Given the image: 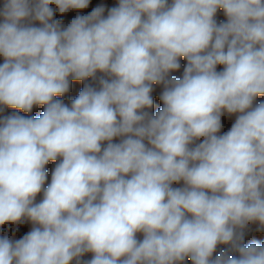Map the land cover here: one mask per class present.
I'll list each match as a JSON object with an SVG mask.
<instances>
[{"label": "clouds", "instance_id": "clouds-1", "mask_svg": "<svg viewBox=\"0 0 264 264\" xmlns=\"http://www.w3.org/2000/svg\"><path fill=\"white\" fill-rule=\"evenodd\" d=\"M88 4L0 9V106H44L0 119V226L34 225L0 238V264H264V244H244L248 224L264 231V0H119L53 20L50 5ZM98 72L70 107L55 99ZM225 112L238 115L218 135Z\"/></svg>", "mask_w": 264, "mask_h": 264}, {"label": "rangeland", "instance_id": "rangeland-1", "mask_svg": "<svg viewBox=\"0 0 264 264\" xmlns=\"http://www.w3.org/2000/svg\"><path fill=\"white\" fill-rule=\"evenodd\" d=\"M4 2H5V0H0V9L3 8ZM118 3H119V0H89V4H88L87 8L82 9V10L70 9L64 14H61L55 5H50V7L53 9V12H54L53 20L61 21L60 26L62 29H64V28L68 27L71 20H73L75 17L88 15L96 7L102 6L104 8V16L106 17L108 14V11L113 7H117ZM169 3H171V0H169ZM215 19H216L217 23L226 22L227 18L224 15L222 9L217 11ZM0 22H2V17H0ZM33 24H34V26H37V27L40 26L39 22H33ZM3 62H4V58L2 56H0V64H2ZM179 62H180V69L178 71H174V72L170 73L171 76L182 77L183 70L187 64V61L184 58H180ZM222 70H223V66L218 65L217 71H222ZM102 75H103L102 73L98 72L96 80H93V78H88L86 81L70 80L69 92L66 93L64 96H57V97H55V99L62 100L66 105H68L70 107L72 100H74L79 95V92L83 89L85 84H89L93 87L99 88L98 79ZM163 90H164L163 85H153V91L151 93L152 98H153V102H154L153 107L150 110L145 109V111H150L153 115H155V113L163 107V104L160 100V95L163 92ZM261 101H264V96L256 97V99L254 101V106L256 104L260 103ZM0 108L3 109L2 111H0V119L4 118L6 116H9L13 112H17V111L19 112V114L21 116H25V117L36 116V117H38L44 111L43 105L34 106L31 113H25L22 110H16V109L7 108V107H3V106H0ZM237 115L238 114L229 115L226 112L222 115V117H221L222 128H221L220 132L218 133V135H223L227 131L230 130L231 126L235 123ZM120 139L121 138H114L113 142L118 143V142H120ZM202 140H203V138L195 141L194 144L191 146L194 147L195 144L202 142ZM106 144H107V142H104L102 147L106 146ZM61 159L62 158L58 157V159L56 161H49V163L45 166L46 172H47V178H46L45 185H44L45 188L48 186V184L51 183L52 172H53L56 164L59 163L61 161ZM183 186H184L183 181H181L178 184L172 185V187H174V188L183 187ZM42 200H43V191L41 193L37 194L36 199H35V203H39ZM33 227H34V225L26 219L22 220V222H18V223H6V224L0 226V238L8 237L10 240L16 241V240L23 238V236H25L27 233H29ZM259 227H260V225L258 224V222H253V223H250L246 226V228L244 229V244L245 245L250 244L252 242L264 244V231H258ZM137 239L142 240L143 234L137 233ZM228 247L229 246H227V245H218L216 251L213 253V256L215 257L221 251L226 250ZM231 254L238 256V253H235V252H233ZM92 255H93L92 253H86L81 259H82V261L90 260L92 258ZM71 264H75V260L72 261ZM183 264H192V261L190 258H186L185 261L183 262Z\"/></svg>", "mask_w": 264, "mask_h": 264}]
</instances>
